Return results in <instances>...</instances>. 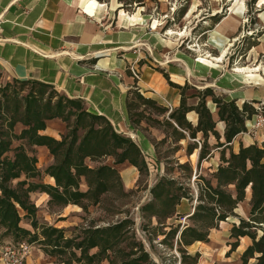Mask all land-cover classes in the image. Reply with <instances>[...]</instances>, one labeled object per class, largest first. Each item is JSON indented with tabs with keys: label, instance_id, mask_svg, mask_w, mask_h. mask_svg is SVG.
<instances>
[{
	"label": "trees",
	"instance_id": "1",
	"mask_svg": "<svg viewBox=\"0 0 264 264\" xmlns=\"http://www.w3.org/2000/svg\"><path fill=\"white\" fill-rule=\"evenodd\" d=\"M219 20H216L218 22ZM169 78L168 73H164ZM24 87L36 82L39 88H31L25 95L6 99L0 95V231L18 243L27 241L39 242L43 250L57 259L58 264H156L150 252L142 243L134 242L130 248L124 246L131 232L132 221L124 218L106 225L90 223L76 225L67 235V229L49 223H41L38 219V207L31 200L32 191H41L49 195V204L66 206L74 204L89 212L90 205L100 203L102 196L119 186L124 191L120 171L114 164L128 161L139 171L147 166L140 146L130 137L119 133L111 121L104 115L88 111L84 103L77 98H70L58 91L53 85L35 79H21ZM138 82V81H137ZM169 84L180 89L181 102L169 117L173 119L174 132L179 139L185 138L183 128L196 138L198 132L203 133L204 143L200 147L199 160L210 155L208 136L213 133L217 138L220 160L214 172L216 184L211 179L199 175L203 180L199 183L195 210L188 216L192 224L182 228L170 226L164 232V240L176 238L180 246L191 245L196 241H208L210 230L231 215L239 218L234 223L230 236L236 240L231 242L234 251L240 245V238L248 236L252 242L241 255V264H264V141L262 146L255 143L240 144L238 152L230 151L227 156L225 148L241 132L246 131V121L257 109L248 101L239 106L236 100H225L217 97L211 87H206L198 104L187 102V85H179L171 80ZM10 84L8 83L6 87ZM210 95L217 105L219 120L225 123V141H220V133L216 130V122L212 111L206 103ZM144 104L155 106L159 112L168 109L152 98L137 93ZM130 118L134 124L140 122L133 119L132 103L127 102ZM195 111L198 123L193 125L186 118V113ZM61 118L67 124V132L61 139L43 133L47 121ZM21 123L22 129L17 132L16 126ZM169 124H172L169 122ZM17 145H14L15 142ZM45 146L53 156L54 162L44 172L53 178L52 183L36 182L33 178L41 176L37 155L27 146ZM198 145H188L191 154ZM113 157L114 164L104 161ZM87 160L98 162L91 165ZM25 176L24 179H21ZM14 180H18L16 185ZM86 184L82 189L81 184ZM153 199L144 204L142 210L158 218L159 224L176 212L177 205L183 197L193 199L188 187L174 178L163 177L151 189ZM250 193V213L243 217L235 213L239 203ZM20 210L24 211L21 215ZM27 219L31 228L21 224ZM182 248V247H181ZM95 250V251H93ZM183 252H186L185 250ZM199 253L195 256L185 255L184 263L195 264ZM189 258L190 260H188ZM254 259V263L251 260Z\"/></svg>",
	"mask_w": 264,
	"mask_h": 264
},
{
	"label": "rangeland",
	"instance_id": "2",
	"mask_svg": "<svg viewBox=\"0 0 264 264\" xmlns=\"http://www.w3.org/2000/svg\"><path fill=\"white\" fill-rule=\"evenodd\" d=\"M96 2L98 5L102 4L106 21L112 24L116 23L118 17L119 19L126 17L127 22L134 21L133 23H136L139 21L145 26L153 27L160 37L158 46L161 48V52H159L161 62L167 59L181 62L180 59L183 58L181 55H184L190 59L193 65H196L204 63L202 61L204 58L212 59L209 55H220L225 48L222 58L213 60L217 66H212V70L218 69L221 74L227 72L232 74L235 79L239 80L240 90H249L246 96L248 99L244 101H248L252 107L258 110L250 118L251 122H249L250 119L246 121L247 131L241 132V134L250 144L255 143L262 146L264 141V0H96ZM215 4L220 10L217 13H213ZM230 16L233 18L227 21L226 19ZM216 20L219 21L216 22ZM169 30H172V33ZM216 30L220 31L218 36L213 33ZM223 38H227L226 42L223 41ZM157 65L156 69L165 76L166 69L158 63ZM206 65L211 68L208 64ZM237 66H247L252 68V71L239 72L235 70ZM255 66L260 69L254 70ZM129 71L132 74L130 67ZM168 75L169 78L165 77L169 82L171 75L169 73ZM190 77L191 79L182 84L175 83L187 85V102L189 105H195L205 94V88L210 87L207 85H212V83L209 79H200L194 71ZM134 79L135 84L129 90L132 117L140 120L136 124L138 127L153 135L156 158L151 161L145 158L147 166L143 167L142 171H139L138 168L134 171L119 170L124 191L119 186L114 187L102 196L100 203L90 205L89 212H85L80 206L74 204L53 206L49 204L48 194L39 190L32 191L30 193L31 200L38 207L39 221L65 228L67 229L66 234L70 235L71 229L76 225L91 221L95 224L106 225L129 218L132 221V228L124 246L130 248L131 245H135V241L142 243L156 264H188L183 261L185 255L195 256L197 253L199 256L195 264H241V255L252 240L248 236L241 237L240 245L236 250H231V242L236 240L230 236L231 228L234 223L239 222L236 215H231L227 220L220 221L217 227L212 228L208 241H196L191 245L180 246L176 238L164 240V232L169 230L171 225H179L182 228L186 224L193 223V220L188 216L195 210L198 185L203 183V180L198 176L211 179L213 184H216L214 172L217 170L216 164L219 165L221 162L219 151H222L223 147H219L216 142L214 145L208 142L210 155L212 154L214 158L210 157L209 159L208 156L199 160L197 153L204 143V138L201 137L198 142L195 140L197 136L193 138L188 130L180 128L186 137L179 139V135L174 132V120L169 117L175 108L158 103L168 109L161 113L155 106L144 104L137 97V93L142 92L137 84L138 79ZM20 80V78L7 75V72L0 71V95L4 93L7 95L6 99L12 100L9 103L11 107L14 104V97L25 95L32 87L39 88V85L33 82L27 84L23 90ZM8 83L10 85L6 87ZM211 88L217 97L223 98V90H215L213 86ZM178 90L180 91V89ZM257 97H261V99L259 100ZM236 102L242 106L243 102L239 100ZM206 103L211 111L217 112V105L210 95L206 97ZM260 114L261 117H259ZM2 122L3 119H0V123ZM53 122L56 123L55 126H53ZM247 123L249 124L247 125ZM47 125L49 129L47 133L52 136L55 134L54 137L57 139H61L62 135L67 132V124L61 118L48 120ZM22 127L21 123L17 124L16 131L19 132ZM51 128L55 132H51ZM157 129H161V131ZM245 139L243 144L248 145ZM17 144L16 141L14 145ZM188 145H198L199 147L189 154ZM27 149L37 155L38 167L42 172L39 178L32 180L54 184L51 182L50 176L44 172L46 167L54 162L49 149L43 146L31 147L29 145ZM235 149L238 150V143L229 144L225 148L226 155L229 156L231 150L237 151ZM216 154L218 156L215 159ZM205 160H209V162H205ZM87 161L91 165L99 164ZM104 161L112 160L108 157ZM163 177L176 179L183 187H188L194 196L193 199L183 197L180 200L175 214L166 220L162 219L165 221V226L159 224L157 217L142 210L143 205L153 199L152 187ZM24 178L25 176L21 177V179ZM17 181L14 180L13 184L16 185ZM81 187L86 189V184L83 182ZM20 212L21 215L24 214V211L20 210ZM235 213L243 217L249 216V192H247L246 199L239 203ZM21 224L31 228L27 219H23ZM24 239L30 241L29 238ZM9 241L15 240L10 236L2 235V231H0V247ZM31 244L33 247L23 264H58L57 259L48 255L39 242ZM184 250L186 252H183ZM254 261V259L251 260L252 263ZM102 264H109V262L105 260Z\"/></svg>",
	"mask_w": 264,
	"mask_h": 264
},
{
	"label": "crops",
	"instance_id": "3",
	"mask_svg": "<svg viewBox=\"0 0 264 264\" xmlns=\"http://www.w3.org/2000/svg\"><path fill=\"white\" fill-rule=\"evenodd\" d=\"M104 14V7L96 0H0V71L15 78L49 83L70 98L80 99L88 111L106 116L119 133L130 136L148 161L156 158L153 135L131 121L127 105L129 90L135 84L129 71L131 64L140 71L137 84L143 95L173 109L179 107L181 93L156 69L157 63L174 82L184 83L194 71L200 79L211 81L212 85L207 86L223 90L225 100L248 99L249 90H240L239 80L232 74L212 70L217 66L214 59L204 58V63L193 65L181 55V62H161L160 37L153 27L139 21L127 22L126 17H118L112 24ZM189 113H194V119L188 120L197 125L198 114L193 110L186 116ZM212 115L220 141H224L225 123L217 112L212 111ZM48 130L47 125L43 133L48 134ZM51 132L55 130L51 128ZM201 137L203 133L198 132L195 140L199 142ZM244 139L239 133L231 143H238L239 150ZM208 142H218L213 133ZM210 157L214 158L212 154ZM109 159L114 164L113 157ZM114 166L120 171L137 168L128 161Z\"/></svg>",
	"mask_w": 264,
	"mask_h": 264
},
{
	"label": "built area",
	"instance_id": "4",
	"mask_svg": "<svg viewBox=\"0 0 264 264\" xmlns=\"http://www.w3.org/2000/svg\"><path fill=\"white\" fill-rule=\"evenodd\" d=\"M130 70L133 77L137 78L139 82V80H141L140 71L134 64L130 66ZM259 117H261V114ZM249 122H251V119ZM248 124L249 123H247V125ZM32 247V244L27 241H21L18 243L9 241V243H6L0 247V264H23L27 260Z\"/></svg>",
	"mask_w": 264,
	"mask_h": 264
},
{
	"label": "bare ground",
	"instance_id": "5",
	"mask_svg": "<svg viewBox=\"0 0 264 264\" xmlns=\"http://www.w3.org/2000/svg\"><path fill=\"white\" fill-rule=\"evenodd\" d=\"M97 3V2H96ZM220 10H219V8L216 6V4H215V7H214V12L213 13H217V12H219ZM133 19L135 18V16L134 17H132ZM233 18V16H230V18L228 17L226 20L228 21V20H231ZM225 20V21H226ZM222 21H224V19H222ZM169 32L170 33H172V30H169ZM219 30H216V31H214L213 33H215L217 36L219 35ZM226 40H227V38H223V41H225L226 42ZM224 53H225V48L223 49V51H222V53L220 54V55H217V56H215V55H209L212 59H215V60H220L221 58H222V56L224 55ZM260 68L259 67H257V66H255L254 67V70H259ZM235 70L236 71H239V72H249V71H252V68H250V67H245V66H237V68H235ZM258 75H259V73H257ZM248 75H250V74H248ZM261 75V74H260ZM188 119H194V113H189L188 114Z\"/></svg>",
	"mask_w": 264,
	"mask_h": 264
}]
</instances>
